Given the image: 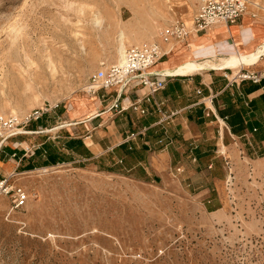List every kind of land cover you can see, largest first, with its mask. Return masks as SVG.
<instances>
[{"label":"rangeland","instance_id":"rangeland-1","mask_svg":"<svg viewBox=\"0 0 264 264\" xmlns=\"http://www.w3.org/2000/svg\"><path fill=\"white\" fill-rule=\"evenodd\" d=\"M200 1L0 0V116L42 114L0 151L4 177L28 193L18 209L0 195V264H264V152L196 149L175 116L144 130L158 120L156 104L141 113L126 101L120 111L113 90L89 88L101 62L117 63L120 31L125 49L156 42L160 61L171 59L165 43L183 40L161 33L183 23L193 34ZM246 1L243 15L264 28V0ZM185 92L164 106L168 114ZM67 131L95 133L103 147L129 142L89 164L26 170L10 160L16 140L32 147Z\"/></svg>","mask_w":264,"mask_h":264},{"label":"crops","instance_id":"crops-1","mask_svg":"<svg viewBox=\"0 0 264 264\" xmlns=\"http://www.w3.org/2000/svg\"><path fill=\"white\" fill-rule=\"evenodd\" d=\"M262 42H264V28L246 14L235 23H219L204 31L194 32L177 47L168 43H165V46H171L169 53L174 49L171 59L175 64L176 61L185 59L197 60L205 57L219 59L237 53L248 54L259 48ZM167 59L159 60L152 68L162 69V63ZM244 70L261 74L260 80L258 82L240 81L227 75L229 69L196 72L184 75L182 78L173 76L174 78L168 79L164 89L150 95L148 100H143L141 107L146 106V101H152L159 111L158 120L143 125V129L146 130L168 117L175 116L179 126L176 132L197 149L211 144L216 147L215 152L221 147L234 146L245 149L247 153L251 149L264 152V55L260 56L256 64L249 68L244 67ZM183 81L186 85H181L180 82ZM186 89L191 90V92H185L189 97L184 98L177 108L170 109L168 114L164 106L168 105L170 100H176L180 93L182 94V90ZM130 90H127L119 100L122 104L126 101L129 104L132 103L138 99V95L142 96L141 98L147 95L145 88L132 90L129 95ZM177 91L179 93H176ZM251 101L254 102L251 104ZM169 134H171L170 131ZM94 136L95 133L84 136L67 131L62 135V139L50 141L49 137H44L32 147L29 146L27 139L20 138L15 141V144H20L21 148L16 151L17 147H12L15 151L9 155L14 160H10L16 161L18 165L21 163L20 166L23 168L64 163L89 164L95 163L105 152H112L118 145L129 142L124 139L103 147L100 141L94 140ZM212 138L214 141H211ZM71 139L80 140L82 144L75 145L69 142ZM207 140L211 142L207 143ZM172 142V138L166 140L165 147ZM51 157L54 158L55 163L50 162ZM8 162H5V159L0 160V179L5 176L3 170Z\"/></svg>","mask_w":264,"mask_h":264},{"label":"built area","instance_id":"built-area-1","mask_svg":"<svg viewBox=\"0 0 264 264\" xmlns=\"http://www.w3.org/2000/svg\"><path fill=\"white\" fill-rule=\"evenodd\" d=\"M246 7V0H201L192 19V30L200 32L219 23H235L243 15ZM188 34L189 30L183 23H176L162 31L161 37L164 42H170L171 40H184ZM163 55L160 45L156 42H144L129 46L124 51L121 63H100V68L94 74L89 88L94 92L100 89L113 90L115 92L113 108L121 107L120 111H122L128 108H123L119 101L123 94L129 89L141 86L147 90V95L144 98L135 99L129 106L143 113L142 100H148L150 95L164 89L168 78H171L150 70ZM236 77L240 81L258 82L261 74L242 69ZM118 87L120 90L115 89ZM41 115L39 112H35L26 116L22 121H18L16 117L0 116V150L6 146L8 139L19 133L25 134L24 127L37 120ZM9 194H11L12 209L21 208L28 200V193L24 189L13 188L10 186L8 178H1L0 195L7 196Z\"/></svg>","mask_w":264,"mask_h":264},{"label":"bare ground","instance_id":"bare-ground-1","mask_svg":"<svg viewBox=\"0 0 264 264\" xmlns=\"http://www.w3.org/2000/svg\"><path fill=\"white\" fill-rule=\"evenodd\" d=\"M118 60L117 63H121L124 58L125 44H124V33L120 31L118 35ZM166 53V52H165ZM264 54V43L259 48L248 54H238L233 56L229 61L218 60L213 57H205L203 59H185L177 64H174L172 59L162 63L163 68L158 70H152L159 75L173 76H184L196 73L202 69L211 70H222L232 69L233 75L227 74L229 77L240 73L244 66L254 65L259 60L260 56ZM230 58V56H229ZM224 60H227L226 58ZM242 68V69H241ZM152 69V68H151ZM150 69V70H151ZM120 90V87H118Z\"/></svg>","mask_w":264,"mask_h":264},{"label":"trees","instance_id":"trees-1","mask_svg":"<svg viewBox=\"0 0 264 264\" xmlns=\"http://www.w3.org/2000/svg\"><path fill=\"white\" fill-rule=\"evenodd\" d=\"M254 101H251L250 103L252 104ZM37 121H39V118L37 119ZM230 124V123H229ZM160 141V140H159ZM69 142H72V143H74L75 145H81L82 143H81V141L80 140H77V139H71ZM120 146H123V147H127V145L125 144V143H122ZM5 147H3L2 148V150L4 149ZM143 148L144 149H146V147L145 146H143ZM130 149L132 150V152L135 150V147H131L130 146ZM197 149V148H196ZM2 150H0V151H2ZM8 151H9V153H12L13 152V150H11L10 148H8ZM195 154H196V156H197V150L195 151ZM3 159V157H2V154H1V152H0V160H2ZM50 160V162L51 163H55L54 162V158L53 157H51V159H49ZM32 167L31 166H26V167H24V169H26V170H29V169H31Z\"/></svg>","mask_w":264,"mask_h":264}]
</instances>
